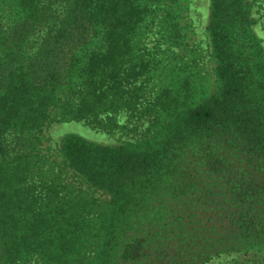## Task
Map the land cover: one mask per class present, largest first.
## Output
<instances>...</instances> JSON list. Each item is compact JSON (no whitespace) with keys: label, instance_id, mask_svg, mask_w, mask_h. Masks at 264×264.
Listing matches in <instances>:
<instances>
[{"label":"trees","instance_id":"obj_1","mask_svg":"<svg viewBox=\"0 0 264 264\" xmlns=\"http://www.w3.org/2000/svg\"><path fill=\"white\" fill-rule=\"evenodd\" d=\"M163 2L0 0V264H264L256 0H211L215 93L180 112L162 105L170 118L142 144L65 137L87 184L76 193L35 165L48 123L109 128L139 98L158 66L141 36L179 34Z\"/></svg>","mask_w":264,"mask_h":264},{"label":"rangeland","instance_id":"obj_2","mask_svg":"<svg viewBox=\"0 0 264 264\" xmlns=\"http://www.w3.org/2000/svg\"><path fill=\"white\" fill-rule=\"evenodd\" d=\"M256 1L255 30L264 39V0ZM163 3L173 5L179 13V34L176 41L169 40L167 32L158 26L141 36V46L152 53L147 56L151 59L154 56L158 66L137 81L136 85L141 83L137 90L139 98H134L129 107L122 109L115 116V124L109 128L94 127L81 120L48 123L39 135V153L35 156V165H42L46 180L55 178L60 183L70 184L75 193L87 187L67 166L62 142L68 135L111 145L140 143L151 139L170 118L168 113L171 111L166 113V107L162 105H170L174 111L180 112L217 91L216 59L212 54L208 26L211 0H164ZM157 96L162 103L153 107ZM94 194L104 196L101 191L94 190ZM33 264H41V261Z\"/></svg>","mask_w":264,"mask_h":264}]
</instances>
